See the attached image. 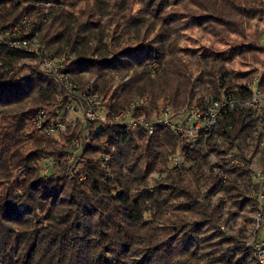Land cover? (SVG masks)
Listing matches in <instances>:
<instances>
[{
	"label": "trees",
	"instance_id": "trees-1",
	"mask_svg": "<svg viewBox=\"0 0 264 264\" xmlns=\"http://www.w3.org/2000/svg\"><path fill=\"white\" fill-rule=\"evenodd\" d=\"M204 1L0 0V29L36 16L33 31L41 32L45 55L59 60L80 87L104 96L109 118L135 100L147 103L136 116L166 106L196 109L205 103L198 94L236 104L209 140L186 147L183 160L190 167L182 172L164 167L179 145L170 130L148 136L78 119L65 140H82L78 162L85 168L44 175L40 159L64 143L42 136L35 117L44 109L46 124L64 121L73 101L34 57L0 47V264H258L245 247L244 227L237 236L220 227H229L234 215L226 216L225 197L242 212L261 205L250 187L258 153L264 171L263 136L255 135L253 111L238 106L254 93L228 69L252 46L197 54L179 41L186 30L212 20L229 25L261 13L247 0H210V7ZM188 3L202 13L190 16ZM49 4L56 6L46 14ZM86 132L88 142L81 135ZM102 143L109 163L99 159ZM155 174L161 177L152 179ZM253 222L247 221L251 231Z\"/></svg>",
	"mask_w": 264,
	"mask_h": 264
},
{
	"label": "rangeland",
	"instance_id": "rangeland-1",
	"mask_svg": "<svg viewBox=\"0 0 264 264\" xmlns=\"http://www.w3.org/2000/svg\"><path fill=\"white\" fill-rule=\"evenodd\" d=\"M247 1L252 6L259 8L257 11H259L261 13L260 16H262V17L257 16L256 18H253V19L252 18H241L240 19L239 17H234V18L240 19V20L228 21L230 23H233V24H229V25L225 24V22H221V20H217V21L212 20V21H210L209 24H207L206 26H203L202 28L192 27L189 30H186L182 34L179 43H180L182 48L191 49L192 52H196L197 54H200L201 52H206V51H208V52L209 51L224 52V51H227L228 49H230L232 47H240V49H241V48H245L247 46H249V47L252 46V48H246L247 53H244L241 57L237 58L228 67V69L234 73V75L232 74L233 78H235V77L240 78L239 84H242V86H245V85L251 86L257 95V100L261 101L260 105L257 108H255L252 104L253 98H250L249 100H244V101L242 100L238 106H239V109L247 107L253 111L254 117H253V123L252 124H253V128L255 130V135L256 136H258V134L262 135L263 138L260 141L264 142V77H263L264 76V49L261 48V45H264V0H247ZM203 4H206V5H208V7H210L211 1L205 0L201 5H203ZM55 6H56V4L44 5L42 11H44L46 14L47 13L49 14L55 8ZM186 7L189 8V9L187 8V10H188V13L190 16H191L190 11H192L193 13H196V14L202 13V10H199L200 7L198 8V6L194 7L188 3L186 5ZM133 10L138 11L139 6L134 5ZM190 16H188V18H186V19H189ZM24 18H28V22H29V24L27 26H25L24 34L28 35V34L38 33V35L40 36V40H41V35H42L41 32L33 31L35 23H37V21H38V18H36V16H33V17L32 16H25L20 20L19 23H21V21ZM43 21L45 22L46 19H43ZM230 28H235L237 32L236 33L229 32ZM33 63H34V65L37 64L38 69L41 70L40 64L38 62H36V64H35V62H33ZM22 64L32 65L27 60H24L22 62ZM237 74H240V75H237ZM70 78L72 79L71 76H70ZM119 83L120 82L118 80L117 84H119ZM85 89H88V88H85ZM199 97H205V98H202V100H201V101L204 100L203 102H205V103H203V105L201 107H198L196 109H204L206 103L208 101L213 100V98L208 96V95L200 96V94H198L196 99H198ZM102 98H103L104 103H106V99L104 98V96H102ZM221 99L228 100L226 97H222ZM134 103H139L140 106H146V104H147L146 102H144L142 100H135L131 103V105ZM71 106L72 107L76 106L77 108H71V110L67 112L68 115H66V117L64 119L65 123L67 122V130L64 133H62L61 135H56V136H47V135L42 134V136H47V137L53 138L57 142H62L61 144L64 143V145H61V146L55 148L53 155L44 156L39 161V165H40L39 167H43V161L47 158H52L54 160V163H55V168L52 169V173H54V174L61 171V170L67 171L69 169L70 171H72V166L68 161H66V157L64 155L67 151H70V150L74 151L77 149V147L81 148V149L83 147L82 140H78L75 138H73L68 144H66L65 138L70 136V131L73 133L76 130V128L78 127V125L76 127L77 123H75V122L78 119H80L81 122L84 123L82 120L84 112L82 111L81 106L80 105L78 106V104L74 101L72 102ZM234 106L235 105H233V107ZM67 108H68V106H67ZM171 108H173V107H171ZM163 109L164 108H162L161 111ZM231 109H234V108H231ZM42 110H44V109H42ZM191 110H193V108L189 109L188 111L177 112L173 108L171 117H173L175 120L182 121V120L187 118V116L189 115ZM142 113H144V111ZM157 113H159V112H157ZM157 113H153L149 116H147V115H145V116H147L148 118L155 119L158 116ZM46 115H47V112H46ZM46 120H47V118H46ZM49 123H56V122L52 121ZM35 127H36V125H35ZM214 130H215V128L213 129V132H214ZM81 135H84L83 137L85 138L86 142H88L89 132H86L85 134L81 133ZM249 142H250V150L252 151L253 150L252 147H253L254 142H253V140H249ZM73 143L76 144V146H77L76 148L73 147V145H72ZM194 144L195 143L189 145V144H187L186 141H184V140L182 141V139L179 138V145L177 148V152L175 154H172V155H180L182 153L181 156L183 157V152L186 150V147L194 148L195 147ZM100 148H101V151H104V149L108 150L107 149L108 144L102 143ZM81 149H78L77 153L78 152L80 153ZM260 150H261V148L259 149V151ZM103 155H104V153L101 152L100 157H99V159H101V161H102ZM172 155L168 156L167 162L165 163L164 167H166L168 172H169V170L172 172H177V171L182 172V171L178 170L177 168H175L172 163H170L169 158ZM261 158L262 157H261L260 153H258L257 156H255L252 159V165H251L252 176H253L255 182H253L254 184L252 183V185L250 187V195L253 198L257 197L259 202H260L259 196L264 192V171L262 169V159ZM102 162L104 163V161H102ZM209 163L211 164L212 167L214 166V172H218L219 169H218V167L215 166V164L217 163V158L215 156H213V155L209 156ZM235 163L237 164V163H239V161L237 160ZM182 164H183V168H185V169L190 167V165L188 163H186L183 160V158H182ZM232 164H233V162H232ZM79 165H80L79 168L81 170H83L85 168L83 164L80 163ZM108 177L111 178V174H108ZM159 177H161V175H159V174H155V175L151 176L152 179L153 178L158 179ZM85 179H86V177H83V176L80 177L81 181H85ZM204 191H206L205 188H202V192H204ZM218 197H221V195L216 196L215 199H213V200L217 201ZM226 201H227V205H226V209H224L226 216H229L232 213L234 215L232 217H230L231 220H230L229 227L225 223H222L220 226L221 230L224 233H227L228 235H236L237 236L239 234V231L244 227L245 232H247V234L249 236V234L251 233V225L250 224L248 225L247 221L249 219H253V218L255 221L256 215L258 214L259 210L254 212L251 210V208H246L242 212V211H239V210H236V209H233L232 207H230V205L228 203L229 200L227 197H225V202ZM260 204H262V202H260ZM259 207H260V205H259ZM253 224H254V222H253ZM248 236H247L246 242L250 238Z\"/></svg>",
	"mask_w": 264,
	"mask_h": 264
},
{
	"label": "built area",
	"instance_id": "built-area-1",
	"mask_svg": "<svg viewBox=\"0 0 264 264\" xmlns=\"http://www.w3.org/2000/svg\"><path fill=\"white\" fill-rule=\"evenodd\" d=\"M29 24L28 18H24L21 23L11 29L2 31L0 29V47H6L14 52H23L36 59L40 64L41 70L56 81L58 92L65 98L76 102L82 107L83 122L94 123L105 127L121 126L129 132L143 131L148 136L155 135L161 129L170 130L175 136L186 141L187 144H193L198 140L207 141L213 134V129L217 125L218 119L227 112L228 109L234 108V100H211L208 101L204 109H193L190 111L186 119L182 121L175 120L171 117L173 108L167 106L162 111L160 110L155 119L148 118L145 115L136 116L137 113H142L146 106H140L139 103L130 105L127 109L115 114L109 118V110L104 105V101L99 92L93 89H82L78 83L70 78L68 72L63 68L62 63L57 59L49 58L45 55V45L41 42L38 33L24 34L25 26ZM252 104L257 108L261 101L257 100V95L253 90ZM241 103V102H240ZM239 105V104H238ZM71 105L68 106L67 112L71 110ZM78 110V109H77ZM68 115V114H67ZM46 111L39 110L35 117V125L39 132L47 136L61 135L67 130V122L57 121L56 123L46 124ZM73 147H77L75 143ZM78 148L74 151L65 153L66 161H68L72 170L78 172ZM182 154V153H181ZM172 155L169 158L170 163L175 168L182 171V156ZM109 156L104 149L102 161L109 163ZM43 174L49 175L52 169L55 168V163L52 158H47L43 161ZM85 177V176H83ZM260 210L256 215L253 229L245 242V247L249 249L258 264H264V192L259 196Z\"/></svg>",
	"mask_w": 264,
	"mask_h": 264
}]
</instances>
